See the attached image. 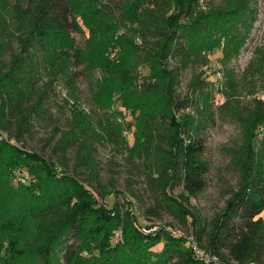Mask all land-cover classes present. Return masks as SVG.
Masks as SVG:
<instances>
[{
    "label": "trees",
    "instance_id": "1",
    "mask_svg": "<svg viewBox=\"0 0 264 264\" xmlns=\"http://www.w3.org/2000/svg\"><path fill=\"white\" fill-rule=\"evenodd\" d=\"M248 2L91 0L80 10L70 0H0V221L10 236L5 252L20 258L19 264H120L122 252L125 264H150L152 258L153 264H201L185 237L170 234L173 225L151 222L168 214L220 264H264V133L259 147L255 144L264 128V99L255 97L250 110L237 115L243 140L230 150L237 190L206 224L190 210L189 200L207 187L202 130L214 106L203 99L198 76L189 87L200 104L175 94L182 72L218 49L219 70L227 77L226 101L218 108H229L240 88L231 62L251 26ZM119 26L129 28L135 42L125 36L112 40ZM85 30L84 45L76 47L72 35ZM106 33L107 44L127 49L120 64L99 52ZM91 65L101 67L127 108L139 111L130 146L121 125L106 117L108 99L92 80ZM258 73L264 74L261 47L243 77ZM79 74L89 81L98 117L77 101ZM59 83L70 115L51 147L56 159L51 161L28 150L24 136L36 119L50 117L47 90ZM154 100L160 102L157 109L151 107ZM103 143L118 147L126 161L139 162L152 198L143 213L125 195L108 208L103 198L109 193L89 189L99 181L96 145ZM16 173L26 182L13 189ZM175 187L181 188L176 196ZM144 226L155 230L141 232ZM117 231L122 241L115 240Z\"/></svg>",
    "mask_w": 264,
    "mask_h": 264
},
{
    "label": "rangeland",
    "instance_id": "2",
    "mask_svg": "<svg viewBox=\"0 0 264 264\" xmlns=\"http://www.w3.org/2000/svg\"><path fill=\"white\" fill-rule=\"evenodd\" d=\"M71 4L80 9L91 0H70ZM208 3L221 4L225 0H207ZM249 7L252 9L251 26L248 33L244 34V41L240 47L238 55L232 60L231 67L234 69L237 80L240 83L238 94L231 100L229 108L220 110L218 107L226 101L224 97V90L226 88L227 77L223 71L219 70L220 64L218 60L222 57L220 50H215L212 54H205L203 60L190 66L182 72L179 83L176 86V96L180 100L187 98H194L200 104L199 94H193L190 91V82L197 76L202 81V89L205 94L203 99H208L214 106L213 114L207 118L206 127L202 130V137L205 141L204 157L209 165V171L206 175L207 187L202 194L195 199L189 200L190 210L203 222L208 224L218 213L221 212L225 206V202L231 194L237 190L239 175L234 166L231 164V149H234L242 143L241 123L238 121V114H245L250 110L253 99H264V74L258 73L254 76L248 75L243 77L245 70L254 57V52L257 47L264 49V0H249ZM129 25V24H128ZM129 28L119 26L111 39L116 40L120 36L132 38ZM240 31L243 30L239 27ZM75 46L82 47L88 37V32L74 33L72 35ZM109 35L103 34L100 37L99 52L102 53L103 58L112 63L120 64V57L127 55V49L112 46L107 44ZM133 42L135 40L132 38ZM16 50L17 47L15 46ZM84 64H88L86 61ZM174 63L169 64V68L174 67ZM90 75L92 80L97 85L103 86V96L105 100L108 99L109 107L106 108V117L112 122H115L122 127V137L129 142L130 146L133 142V132L137 126V117L139 111L133 112L124 105L123 98L117 91H113L111 81H105V73L98 65L90 66ZM80 69L78 70V72ZM146 70H143V73ZM218 73L220 77H218ZM77 101L85 106L89 111L98 117L101 112H98L91 103L92 89L89 81L79 74L77 81ZM45 105L50 117L44 115L35 120L30 134L24 136L26 148L30 151L41 154L46 159L56 161L52 156L50 150L55 141L60 137V131L65 128L67 119L69 118V110L63 102V97L66 95L63 83H59L54 90H47ZM111 92V93H110ZM159 100H154L151 104L152 108H159ZM196 106V105H195ZM191 108V107H190ZM188 108V110L190 109ZM61 109V110H60ZM130 124L129 127L127 125ZM264 128L258 129L257 142L259 147V140L262 139ZM127 142V143H128ZM96 157L99 161L100 176L99 181L93 185L91 189L95 194L101 193L103 190L109 193L103 198V204L111 208L118 199L120 202L124 201L123 195L126 199L132 200L136 203L138 211L143 213L145 207L151 204L152 198L150 192L146 189V184L141 173L139 162L130 163L125 160V156L120 149L115 145L103 143L96 145ZM69 163L73 165V153L68 155ZM23 178L19 174L12 179V188L15 189L20 182L13 180ZM172 195L176 196L181 193V188L175 187L171 191ZM5 200V196L2 197ZM4 211L0 212V215ZM264 220V213L262 214ZM152 223H170L176 230L184 231L185 227L180 225L178 221L168 214H163L161 220L151 219ZM24 225L27 227L32 224L24 220ZM151 227H141V232L151 231ZM152 232V231H151ZM7 237L10 236L4 230V226L0 221V264H19L21 259H17L12 254H8L3 250L7 246ZM121 240V234L117 238ZM161 245L155 247L157 250ZM124 252L120 255V264H125ZM149 259V263L154 261ZM206 264L204 262H199ZM214 264V263H209Z\"/></svg>",
    "mask_w": 264,
    "mask_h": 264
},
{
    "label": "built area",
    "instance_id": "3",
    "mask_svg": "<svg viewBox=\"0 0 264 264\" xmlns=\"http://www.w3.org/2000/svg\"><path fill=\"white\" fill-rule=\"evenodd\" d=\"M218 77H220V74L218 73ZM2 137L4 139L7 138V135L5 133H2ZM10 143H13L12 140H10ZM20 182V183H25L26 180L25 178H18V179H15L14 182ZM135 213V212H134ZM137 214V213H136ZM155 229L153 228L151 231H154ZM151 231H144V233H150ZM170 231V234L173 235L174 237H185L186 239V242H187V246L190 248L191 252H192V255L195 259H197L198 261L200 262H204L206 264H209V263H214V264H220L219 260L217 257H215L214 255H210L208 253H206L204 250H202L196 240L192 237V236H187L185 235L182 231H179V230H169ZM121 234V231H117L115 233V240L117 241L118 237L120 236Z\"/></svg>",
    "mask_w": 264,
    "mask_h": 264
}]
</instances>
